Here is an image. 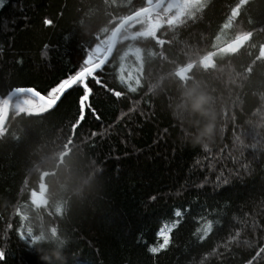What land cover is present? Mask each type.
I'll list each match as a JSON object with an SVG mask.
<instances>
[{"label":"trees","instance_id":"obj_1","mask_svg":"<svg viewBox=\"0 0 264 264\" xmlns=\"http://www.w3.org/2000/svg\"><path fill=\"white\" fill-rule=\"evenodd\" d=\"M236 2L211 0L196 25L189 23L187 28L181 26L179 33H164L166 41L176 35L172 43L138 45L144 60L142 73L135 71L140 65L129 53L122 74L127 78L131 71L133 84L137 76L141 78L136 92H130L118 79L119 58L128 45L118 42L100 75L109 87L124 95L117 98L93 82L92 104L101 119L88 114L71 144L66 138L78 113L79 90L40 116H14L9 110L5 121L8 132L0 137V250L5 252L0 264H36V256L15 232L20 226L15 207L23 209L24 205L29 207L24 227L50 235V227L58 226L69 261L79 264H194L200 253L222 242L229 230L235 235L237 227L241 232L230 251L220 248L223 255L210 264H244L264 244V123L257 129L261 137H257L260 143L255 148L251 147V137L244 135L261 123V117L252 116L259 99L252 92L264 90V64L257 65L248 79L240 69L241 78H236L235 84L231 82L235 70L228 68L216 73L198 70L186 83L174 75L190 50L201 54L211 50L212 36ZM142 3L8 0L0 10L3 60L20 58L22 64L5 63L0 77L12 86L47 88L76 69L89 43L97 42L99 29L111 31L115 22L109 25L107 20ZM45 17L53 24L45 26ZM262 18L264 0H249L234 22L242 30L258 29L251 38L257 45L251 51L257 53L259 44L264 43ZM5 21L14 31L5 29ZM70 33L71 38L65 40ZM105 34L99 33L100 38ZM233 36L234 30L226 29L222 39ZM148 50L154 54L148 56ZM247 59L246 52L236 58L237 70ZM152 83L158 86L150 92ZM209 119L215 123L213 139L194 141ZM92 132L97 135L93 137ZM221 172L227 183H217ZM41 176L48 185L44 195L49 203L34 208L30 196L33 190L39 193ZM150 195L157 198L149 202ZM60 201L66 203L58 215L55 206ZM185 206L187 212H183ZM177 207L183 215L173 230L170 246L155 255L148 252L146 244L158 242L157 230L177 219L173 215ZM207 219L217 223L200 241L202 232L196 230L202 229ZM8 222L13 229L2 238ZM245 222L259 227L253 229ZM45 239L50 237L45 235ZM37 251L47 264H64L58 243L43 248L38 244Z\"/></svg>","mask_w":264,"mask_h":264},{"label":"snow or ice","instance_id":"obj_2","mask_svg":"<svg viewBox=\"0 0 264 264\" xmlns=\"http://www.w3.org/2000/svg\"><path fill=\"white\" fill-rule=\"evenodd\" d=\"M249 2V0H237V2L230 8L229 14L226 19L220 25L219 31L212 36L210 42V49L203 51L202 54L199 51H189L186 62L177 66L174 75L178 77L181 83H186L194 79L197 71L216 73L218 70L223 71L228 68L229 71L235 70V78L232 79V83L235 84L236 78H241V71L246 73L244 79L250 78L256 69L257 65L264 64V43H260L258 46V53L251 51L256 49L257 45L252 42L254 32L258 31L253 27L251 30H242L237 21V17L241 15L243 7ZM8 0H0V10H2ZM131 3V0H129ZM211 0H143L140 6H133L128 9L126 14L113 16L107 20V24L114 26L111 31L105 28L99 29V33H106L103 35V39L100 38L99 33L95 34L96 43L91 44L86 50L82 59L79 60L78 66L74 71L65 73L62 77L58 78L52 85L45 89H37L35 86H12L8 84L6 80L0 77V137H3L8 128L5 126V120L9 115V110L14 116H20L23 114L26 117L40 116L45 113H49L58 106V102L62 98L68 95L72 91H78V113L75 116L74 122L70 124L71 134L66 138V143L71 144L74 137L77 134V130L82 126V122L85 121L86 116L91 114L96 120H100L101 116L98 110L92 104V98L94 89L92 83L105 88L108 92L112 93L115 97L119 98L124 95L121 91H116L109 87L105 83L100 75L103 71L106 62L113 53V50L117 43L128 42L127 50L120 56V65L118 72L121 73L118 76L119 81L127 86L130 92H136L137 87L141 85L142 81L139 76L134 80V84L130 81L133 80L132 72L129 71L127 78L122 74L125 70V57L131 53L136 62L140 65L135 71L142 73L144 67V60L142 59V47L138 45H148L154 41L156 45H164L172 43L176 40V35H173L171 40L166 41L162 36L165 32L175 31L179 33L181 26L187 28L189 23L196 25L202 18L205 10L210 5ZM22 10V8H21ZM26 19V17H25ZM7 21L4 23V27L7 31H14V29L7 28ZM14 25L16 23L15 18L11 21ZM83 23V21H81ZM251 23V21L249 22ZM260 23L264 24V18ZM43 24L49 26L53 24V20L45 17ZM233 29L234 36L229 39L222 40V34L226 29ZM71 38V33L65 36V40ZM11 39V38H10ZM48 48V45H44ZM190 48V46H189ZM3 46L0 45V69L3 68L5 63H15L17 65L22 64L20 58H16L14 61L3 60ZM246 52L248 59L246 63L239 65V70L234 66L235 60L242 53ZM148 56H152L154 53L151 50L147 51ZM158 86V83H152L149 85V91H153ZM253 96H258V102L252 108V116L261 117V123H256L252 128L244 133V135L250 136L254 143L251 147L255 148L256 144L260 143L257 137H261V133L257 129L264 123V90L252 92ZM93 137L97 135L96 132H92ZM239 140V137H236ZM264 139V137H261ZM243 144V141H240ZM19 146V145H18ZM204 149H208V144L203 145ZM215 159V158H213ZM209 169L214 167L210 161L208 165ZM217 183H227L223 173L217 175ZM48 185L44 182V176L40 177L39 193L35 190L31 192L30 200L31 205L34 208L45 206L49 203L45 198V190ZM157 197L150 195L147 199L149 202L154 201ZM66 201H60L56 203V214L62 213V204ZM188 207L183 208V212H187ZM182 209L177 207L174 209L173 215L177 218L172 222L160 227L156 232L157 243L146 244L148 252L152 254L160 253L162 250H166L172 239L173 230L181 223ZM15 215L19 217L20 226L15 229L16 235L19 240L24 243L25 248L30 254L36 256V264H47L42 259V254L37 251V245L41 248L44 245H52L58 243L61 245V252L64 258V264H79L78 261H69L67 256L66 242L59 235L58 226H52L48 230L50 235L41 230L39 234L34 233L33 227H24V222L29 218V207L24 205L21 207H15ZM247 215V214H246ZM2 219V217H0ZM235 219V218H234ZM217 222L213 219H207L202 229L197 228L196 232L201 235L198 236L200 241H204L210 233L213 232L214 224ZM245 226L255 229L259 227L255 222L252 225ZM13 229V224L8 222L4 230L2 238H7L8 232ZM241 228H235V235L229 230L226 238L221 237L220 243L212 246L209 250H205L200 253V259L198 262L194 261V264H210V261L214 258H219L223 255L220 248L225 251H230L231 245L237 240L240 235ZM45 235L50 239H45ZM142 238V234L138 239ZM5 256V252L0 250V260ZM244 264H264V244H261L254 251V254L250 258L244 261Z\"/></svg>","mask_w":264,"mask_h":264},{"label":"clouds","instance_id":"obj_3","mask_svg":"<svg viewBox=\"0 0 264 264\" xmlns=\"http://www.w3.org/2000/svg\"><path fill=\"white\" fill-rule=\"evenodd\" d=\"M215 133V123L212 120H206L205 123L197 131L194 141L203 142L211 141Z\"/></svg>","mask_w":264,"mask_h":264},{"label":"water","instance_id":"obj_4","mask_svg":"<svg viewBox=\"0 0 264 264\" xmlns=\"http://www.w3.org/2000/svg\"><path fill=\"white\" fill-rule=\"evenodd\" d=\"M115 47H116V46H115ZM114 50H115V48H114ZM114 50H113V52H114ZM112 55H113V53L111 54V56H112ZM111 56L109 57V59L111 58ZM108 61H109V60H108ZM108 61H107V62H108ZM107 62H106V63H107ZM6 120H7V118H6ZM6 120H5V121H6Z\"/></svg>","mask_w":264,"mask_h":264},{"label":"rangeland","instance_id":"obj_5","mask_svg":"<svg viewBox=\"0 0 264 264\" xmlns=\"http://www.w3.org/2000/svg\"><path fill=\"white\" fill-rule=\"evenodd\" d=\"M223 39H224V38H223ZM223 39H222V40H223Z\"/></svg>","mask_w":264,"mask_h":264}]
</instances>
